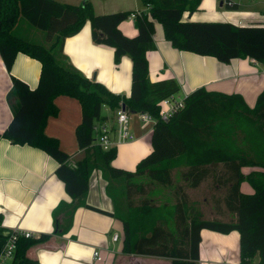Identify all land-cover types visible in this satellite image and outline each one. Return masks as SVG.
<instances>
[{
	"label": "trees",
	"instance_id": "1",
	"mask_svg": "<svg viewBox=\"0 0 264 264\" xmlns=\"http://www.w3.org/2000/svg\"><path fill=\"white\" fill-rule=\"evenodd\" d=\"M141 2L147 13L97 16L88 2L72 6L52 0H0V59L5 69L10 71L17 54L41 65L34 90L11 78L9 97H14L16 104L12 105V119L0 138L38 148L57 162L55 175L72 201L66 212L69 222L78 206L88 207L84 199L89 178L94 170L101 171L115 205L111 215L122 222L124 254L167 258L169 264H198L202 230L221 234L236 231L240 238V264H251L256 255L258 264H264V89L255 106L249 108L240 95L200 88L185 98L181 111L162 122L161 102L176 95L179 86L172 79L151 82L147 61V53L155 49V23L162 26L165 39L174 49L210 56L223 64L247 58L263 63L264 30L229 23L184 21L183 15L195 12L200 0ZM132 15L137 35L129 38L120 32L119 25ZM20 17L42 31L49 46L16 35ZM86 22L90 23L94 43L114 49L116 64L122 56L130 57L128 98L112 94L63 61L64 40L77 34ZM60 95L76 99L81 107L82 118L75 135L83 157L75 162V168L57 140L44 134L46 120L57 114L53 101ZM120 103L131 114L145 112L156 120L151 151L136 164L134 172L112 166L116 148L103 151L92 145L93 126L108 120L103 109L113 113ZM179 159L184 164L180 177L186 179V186L175 183L171 176L173 163ZM246 168L253 171L245 175L242 169ZM117 180L120 181L116 183ZM207 181L214 189L222 190L213 202L215 210L222 213L220 216H231L229 221L204 219L196 212L189 215L185 188L199 189ZM242 183L250 186L251 195L240 192ZM158 188L172 190L173 204L162 205V215L157 214L158 208L149 198ZM120 196L125 198V215L121 212ZM63 208L65 205L60 204L56 211ZM57 234L56 226L53 235ZM50 237L20 236L12 264H35L27 258V251Z\"/></svg>",
	"mask_w": 264,
	"mask_h": 264
},
{
	"label": "crops",
	"instance_id": "2",
	"mask_svg": "<svg viewBox=\"0 0 264 264\" xmlns=\"http://www.w3.org/2000/svg\"><path fill=\"white\" fill-rule=\"evenodd\" d=\"M52 1L72 6L88 2L97 16L118 12L147 13L141 0ZM231 1L234 5L228 7L222 0H200L198 9L192 14L185 13L183 20L229 23L240 28L264 30V0ZM20 19L23 18L20 17L19 21ZM17 25L15 30L21 33V37L34 43L35 40H41L38 44L49 46L44 42L45 34L36 33L27 26L19 28ZM119 30L129 38L137 35L132 17L122 22ZM153 40L155 49L147 53L151 82L175 80L179 86L176 95H180V98H186L203 88L209 92L240 95L249 108L255 106L258 95L264 89V62L258 63L247 58L223 64L210 56L176 50L165 39L159 23H155ZM62 53L63 61L87 79L102 84L112 94L126 98L130 96V57L122 56L116 64L112 47L93 42L89 22L77 34L64 40ZM40 68L37 60L17 54L10 71H7L0 59V135L9 125L13 116L12 105L16 104V99L9 97L11 78L24 82L34 90L38 85ZM53 103L57 114L46 120L44 134L56 139L60 150L71 157L70 161L76 162L83 157V150L78 148L75 135L82 118L80 104L76 99L63 95L54 98ZM102 114L107 117L106 121H112L113 114L107 108L103 109ZM141 126L136 116L131 118L130 131L136 139L118 149L113 167L134 172L138 161L149 154L152 128L147 130ZM57 166L52 157L38 148L16 145L0 138V253L10 235L20 231L31 233L33 238L42 234L51 235L48 241L27 251V258L35 264L170 263L167 258L122 252V222L111 215L115 211L110 195L112 192L109 194V183L99 170H94L88 181L84 199L88 207L78 206L69 222L66 212L70 210L72 201L66 194L63 183L55 175ZM244 170L246 169H242V173L245 175L253 171L245 173ZM243 184L240 192L251 195L252 189L244 190ZM60 204H64L66 208L56 211ZM56 226L58 234L53 235ZM114 234L119 236L116 242L112 240ZM95 251L99 253L100 261L93 258ZM258 262L259 256L256 255L251 264ZM5 264H12V261ZM198 264H240L239 234L236 231L221 234L202 230Z\"/></svg>",
	"mask_w": 264,
	"mask_h": 264
},
{
	"label": "built area",
	"instance_id": "3",
	"mask_svg": "<svg viewBox=\"0 0 264 264\" xmlns=\"http://www.w3.org/2000/svg\"><path fill=\"white\" fill-rule=\"evenodd\" d=\"M222 1L225 2L228 7L234 5L231 0ZM132 18H134L133 15ZM184 100L185 98H179L176 97V95L163 100L160 105L159 119L162 122H168L176 112L181 111L184 108ZM130 115L131 113H129L120 103L118 108L113 111V119L111 122L105 121L95 123L93 126L94 139L92 145L101 148L103 151H107L112 148H117L122 144L134 142L136 137L130 131ZM133 115L136 116L141 124H150L153 127L156 122L151 115L145 112H139ZM71 166L75 168V162L71 161ZM20 236H23L24 238H33V235L28 232H13L0 253V264H5L7 261L13 260L16 243ZM118 239V234L112 236L114 242ZM93 258L96 259V261L101 260L99 253L96 251L93 253Z\"/></svg>",
	"mask_w": 264,
	"mask_h": 264
},
{
	"label": "rangeland",
	"instance_id": "4",
	"mask_svg": "<svg viewBox=\"0 0 264 264\" xmlns=\"http://www.w3.org/2000/svg\"><path fill=\"white\" fill-rule=\"evenodd\" d=\"M17 26L19 28H23L24 26H27V27H29V29L35 31L36 33L44 34L43 32H41L39 30H36L34 27H32L24 19H20V21H19ZM16 35L20 36L21 33L16 31ZM35 41H36V43H41L40 42L41 40L40 41L35 40ZM176 97L180 98L181 96L180 95H176ZM110 114H113V113L110 112ZM132 117H135V116L133 114H131L130 118H132ZM141 127H145L148 130L152 126L150 124H142ZM125 145H128V143L123 144L121 146H118L116 148L117 151H118L119 148H121V147H123ZM117 155H118V152L116 153V156ZM183 166H184V164L181 163V160L174 162L173 163V169H172V172H171V176H172V179H173V181L175 183L178 182L179 184H182L183 186H186L187 185L186 179H183L182 177H180V170H181V168ZM249 170H253V169L246 168V170H244V172L246 173ZM119 181L120 180H117L115 182L117 183ZM119 184H121V183H119ZM243 188H244V190H245V188H247L248 190H251L250 186L245 184V183L243 184ZM122 189H123V184L119 185V192H121ZM171 191H172L171 189L158 188L154 192V194L149 197L150 201L153 202L157 206V208H158L157 214L158 215H162V213H163L161 211L162 205L165 204V205L171 206L173 204V198H172V195H171ZM185 191H186L187 195L189 196V205H188L189 206V212H188L189 215H192L194 212H196V213H201L203 215L204 219L221 218L224 221H229V219H231V216L229 214L225 213L222 216H220L222 213H220L217 210H215V206H214V202H213L214 198L220 197L221 194H222V190L214 189V187L211 185L210 181H207V182L203 183L199 187V189L185 188ZM138 200H139V198H136L135 202H138ZM119 202H120V206H121V212L125 215L126 212L124 211L125 210V198H124V196H120ZM129 215L130 214H128V216ZM174 238H176V236Z\"/></svg>",
	"mask_w": 264,
	"mask_h": 264
},
{
	"label": "water",
	"instance_id": "5",
	"mask_svg": "<svg viewBox=\"0 0 264 264\" xmlns=\"http://www.w3.org/2000/svg\"><path fill=\"white\" fill-rule=\"evenodd\" d=\"M132 114H135V113H132Z\"/></svg>",
	"mask_w": 264,
	"mask_h": 264
}]
</instances>
